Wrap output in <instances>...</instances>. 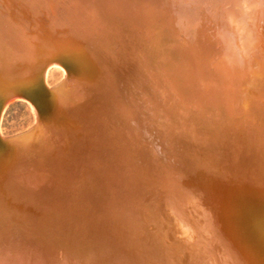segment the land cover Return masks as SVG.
<instances>
[{"label": "water", "instance_id": "95a60500", "mask_svg": "<svg viewBox=\"0 0 264 264\" xmlns=\"http://www.w3.org/2000/svg\"><path fill=\"white\" fill-rule=\"evenodd\" d=\"M16 97L0 264H264V0H0Z\"/></svg>", "mask_w": 264, "mask_h": 264}, {"label": "rangeland", "instance_id": "374dc122", "mask_svg": "<svg viewBox=\"0 0 264 264\" xmlns=\"http://www.w3.org/2000/svg\"><path fill=\"white\" fill-rule=\"evenodd\" d=\"M63 76L59 67H52L48 81L56 83ZM35 123V115L29 104L23 99H16L6 105L2 112L0 129L3 135L10 136L30 129Z\"/></svg>", "mask_w": 264, "mask_h": 264}, {"label": "bare ground", "instance_id": "6f19581e", "mask_svg": "<svg viewBox=\"0 0 264 264\" xmlns=\"http://www.w3.org/2000/svg\"><path fill=\"white\" fill-rule=\"evenodd\" d=\"M52 67H59V66H57V65H50L49 67H47V69L45 70V82H46V85L47 86H53L54 84H51L49 81H48V75H49V72H50V70H51V68ZM62 71H63V76H62V78L64 77V70L61 68V67H59ZM16 99H23V100H25L28 104H29V106L31 107V109H32V111H33V113H34V115H35V112H34V109H33V107H32V105H31V103L27 100V99H24V98H21V97H16V98H11V99H9V100H7L6 102H5V104L3 105V107H2V110H1V112H0V122H1V116H2V112H3V110H4V108L6 107V105L8 104V103H10V102H12V101H14V100H16ZM35 122H36V116H35ZM34 125H35V123H34ZM34 125L31 127V128H33L34 127ZM30 128V129H31ZM29 130V129H28ZM27 131V130H26ZM25 132V131H24ZM21 133H23V132H21ZM0 135L1 136H5V135H3L2 134V132H1V129H0Z\"/></svg>", "mask_w": 264, "mask_h": 264}]
</instances>
